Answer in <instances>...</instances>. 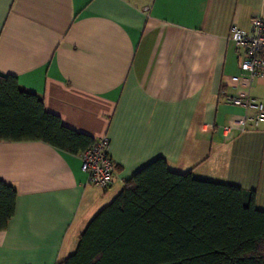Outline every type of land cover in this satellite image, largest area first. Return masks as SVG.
Wrapping results in <instances>:
<instances>
[{
  "label": "crops",
  "instance_id": "crops-1",
  "mask_svg": "<svg viewBox=\"0 0 264 264\" xmlns=\"http://www.w3.org/2000/svg\"><path fill=\"white\" fill-rule=\"evenodd\" d=\"M256 18L264 0H0V77L66 128L107 139L117 170L103 191L88 183L80 154L0 142V182L17 192L0 264L66 261L97 214L158 160L254 191L264 212V129L221 132L255 115L229 97L264 105V79L248 89L231 82L245 60L232 28L250 31Z\"/></svg>",
  "mask_w": 264,
  "mask_h": 264
},
{
  "label": "trees",
  "instance_id": "trees-1",
  "mask_svg": "<svg viewBox=\"0 0 264 264\" xmlns=\"http://www.w3.org/2000/svg\"><path fill=\"white\" fill-rule=\"evenodd\" d=\"M0 142H43L77 155L95 143L12 77H0ZM16 201L0 182V232ZM60 264H264V212L254 191L172 173L158 160L126 183Z\"/></svg>",
  "mask_w": 264,
  "mask_h": 264
},
{
  "label": "built area",
  "instance_id": "built-area-1",
  "mask_svg": "<svg viewBox=\"0 0 264 264\" xmlns=\"http://www.w3.org/2000/svg\"><path fill=\"white\" fill-rule=\"evenodd\" d=\"M231 40L236 50L245 55L241 65V76H234V86L250 88L256 80L264 79V20L256 18L252 21L250 31L233 27ZM230 104L246 110L255 111L251 117H243L235 123L221 128L223 137L228 138L233 132L241 134L264 129V105L249 94L239 93L228 98ZM82 170L88 176V183L98 189H110L117 174L116 165L108 153V140L101 139L93 146L80 153Z\"/></svg>",
  "mask_w": 264,
  "mask_h": 264
},
{
  "label": "rangeland",
  "instance_id": "rangeland-1",
  "mask_svg": "<svg viewBox=\"0 0 264 264\" xmlns=\"http://www.w3.org/2000/svg\"><path fill=\"white\" fill-rule=\"evenodd\" d=\"M214 173H215V171H214ZM217 173H219L218 175L222 174L220 171H217Z\"/></svg>",
  "mask_w": 264,
  "mask_h": 264
}]
</instances>
